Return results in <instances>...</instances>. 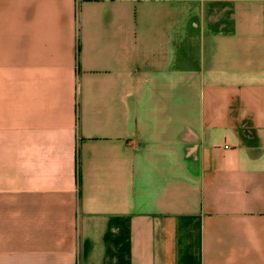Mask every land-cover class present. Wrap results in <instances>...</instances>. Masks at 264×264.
Wrapping results in <instances>:
<instances>
[{"label":"crops","instance_id":"obj_1","mask_svg":"<svg viewBox=\"0 0 264 264\" xmlns=\"http://www.w3.org/2000/svg\"><path fill=\"white\" fill-rule=\"evenodd\" d=\"M0 264H264V0H0Z\"/></svg>","mask_w":264,"mask_h":264}]
</instances>
